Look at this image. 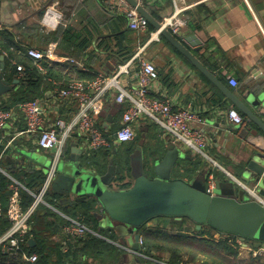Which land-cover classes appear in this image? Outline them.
<instances>
[{"label": "crops", "instance_id": "0c3cea01", "mask_svg": "<svg viewBox=\"0 0 264 264\" xmlns=\"http://www.w3.org/2000/svg\"><path fill=\"white\" fill-rule=\"evenodd\" d=\"M8 3H15L16 5H13V10L8 8L7 12H0L2 16L0 33L10 31L16 35V40L24 52L30 47L41 49V45H43L32 35L24 34L23 30L34 24H40L41 15L37 12L45 6L46 9L53 8L60 15V22L53 26L54 29L64 21L84 33V37L91 38L90 44L85 49L84 54H80V57L63 54L55 47L57 57H71L78 60L82 64V68L74 67L81 70L82 75L88 79L93 78L98 73L112 74L117 70V53L119 52L120 40L122 44L130 45L133 50H138L147 44L144 54L156 65L159 72L160 87L172 96L175 103L174 108L179 109L190 105L199 114L201 121H193L192 127L200 129L207 136L208 145L205 148L207 156L173 143L169 134L164 132L157 123L149 120H143L138 124L137 136L134 140L124 144L115 143L116 149L129 147L135 150L141 146L145 153L148 150L154 151L155 156L159 157L168 150L169 145L174 144L182 155L172 170L171 177L173 180L191 181L200 178L205 171L209 170L208 175L213 174L216 180L220 179L225 183L230 179L231 183L245 188L250 195L255 194L254 196L264 202L263 198L256 195V191L254 194L249 191L253 187L242 177V167L246 155L236 141L237 136L235 135V140L229 139V135L226 137L229 129L231 136H234V133L244 136L245 140H239L243 144H247L248 148L253 149L252 147L258 146L264 153V132L260 131V128L251 119L226 98L221 89L163 37L148 43L151 33L155 31L152 26L146 32L133 31L128 27L129 30L123 24L117 27L111 21L115 12L108 6L107 0H8ZM141 3H147L160 17L158 19L154 16L160 22H163L166 17L173 15L176 11L174 0H141ZM183 4L187 8L178 15L184 23L180 29L179 37L183 41V37L189 33L197 36L198 40L202 42L198 48L191 46L186 41L183 42L204 67L240 98H243L249 91L253 93L264 91V0H185ZM42 28L44 27L42 26ZM50 44L56 46V43L52 42L47 45ZM3 54L6 62L8 54L6 51H3ZM54 63L72 67L68 62L61 60ZM231 79L238 81L237 86L230 83ZM53 81L60 83L59 80L53 79ZM123 84L124 86L130 85L127 81H124ZM42 97L41 101L46 108L47 123L56 118L69 121L74 116L75 106L64 102L57 94L54 85L50 84ZM232 106L244 116V123L241 126H234L226 115V110ZM123 108L122 104L115 101L113 95H109L107 107L100 113L98 119L103 131H106L109 126L116 129ZM252 110L256 112L264 125V109L252 108ZM216 123L227 126V129L215 126ZM25 126V121L20 119L10 123L0 131V146L3 147L4 151V155H0V167L6 172V175L13 178H15L14 172H19L21 169H42L47 176L50 165L37 152V137H30L26 133H22ZM252 134L255 137L254 146L246 143L247 137ZM75 144L82 151L80 158L82 159L86 155L82 149L83 142L74 138L66 144L63 160L70 158L71 150ZM45 153L49 157L54 152ZM89 166L95 168V165ZM184 166L192 169L189 175L183 171ZM106 170L105 167L104 171ZM119 177L116 174L114 179L113 184L116 189L126 190L135 183L130 175L122 181ZM234 178L242 181L245 185L242 186ZM122 184L128 186L123 188ZM57 195L58 203L54 206L58 211L52 210L58 213L62 219H66L64 215H68L69 208L74 204L68 203L66 197ZM187 220L191 219L187 216L178 218L177 215H156L145 221L139 229L141 232L144 229L155 230L159 227L169 231L177 230L189 233L191 227ZM176 221H184L182 229L178 228ZM191 221L194 223L195 232L202 229H198L197 223ZM103 222L107 226L103 225ZM100 224L99 229H113L117 235L119 234V230L115 226H110L103 218L100 219ZM203 228L209 230L207 236L216 239H226L231 236L240 239L241 243L235 241L238 245L236 246L237 250L239 247L241 248L237 256H245L244 260H247L248 263L253 259H255L253 262L255 264H257L256 262L264 263V245L255 247L251 241L240 236L219 232L208 225H203ZM99 232L103 236L105 235L104 232L100 230ZM142 232L141 234H143ZM126 238L132 246L134 236L129 234V230L126 233ZM261 251L263 252L262 255H260ZM126 255L128 260L124 263L129 261L136 264H146L138 261L136 258L139 257L136 255L127 252ZM163 259L168 260L165 255Z\"/></svg>", "mask_w": 264, "mask_h": 264}, {"label": "built area", "instance_id": "2783aa9c", "mask_svg": "<svg viewBox=\"0 0 264 264\" xmlns=\"http://www.w3.org/2000/svg\"><path fill=\"white\" fill-rule=\"evenodd\" d=\"M139 1L141 2V0ZM174 1L176 4L175 13L166 17L162 23L179 36L184 23L178 15L187 7L183 4L185 0ZM107 2L115 13H122L126 16L128 27L131 30L137 32L149 30L150 23L148 20L125 0H107ZM49 15L54 17L51 21L55 20L52 25L56 26L60 22V15L53 8H48L44 15L45 22L46 19H49ZM159 39L158 31L155 30L151 33L148 43L151 40ZM146 45L141 46L127 62L119 64L117 70L112 74L98 73L92 79H81L75 75L64 87H60L59 83L54 81V88L57 90L59 97L76 108L74 116L69 121L56 118L54 121L47 123L46 108L39 99L20 102L17 109H6L3 107V100H5L6 95L0 96V131L10 123L23 119L26 126L22 133H26L30 137L36 136V143L39 148L47 151L54 150L46 180L38 193H32L35 201L27 210H24L21 206L19 192V188L22 187L21 183L8 175L13 181L11 186L12 196L7 209V217L11 222V226L0 236V249L3 252L11 254L20 262H37V254H27L20 249L19 244L24 241L25 235L29 232L30 218L39 204H44L58 211L54 205L45 199V195L50 191L52 177L58 163L64 158L65 147L69 140L80 139L83 142V152L89 156L103 148L110 147L111 139L118 144L131 142L137 136L138 124L143 120H149L157 123L164 132L169 134L173 143L207 156L205 152L208 145L207 136L200 129L192 127L193 121H201L199 114L190 105L179 109L174 108V99L166 90H162V87H160L159 72L156 65L147 59L144 54ZM55 47L54 44H50L44 50L30 47L25 50V53L33 59L37 68L43 72L45 70L42 62L46 60L50 62L61 60L77 68H82V64L74 58L57 57ZM11 61L15 63L14 60ZM17 70L19 76L22 77L25 72V65L22 63L17 64ZM124 81H127L130 85L124 86ZM230 83L237 86L238 81L231 79ZM109 95H113L115 101L122 104L124 108L116 129L109 126L106 131H103L98 119L100 113L107 107ZM226 115L234 126H241L244 123V116L234 106L226 110ZM0 171L6 173L1 167ZM234 180L242 186L245 185L236 178ZM207 183L208 192L211 193L216 184V178L213 174L208 175ZM249 191L255 193L254 189ZM97 207L103 213L104 210L100 203H97ZM64 216L66 224L62 228L63 251H67L69 243L74 242L77 237L93 233L95 236L119 246L127 253L148 260L151 259L155 263L170 264L167 260H157L140 251L145 241L143 235H140L138 241L140 245L138 251L132 246L120 244L118 241L105 237L99 232L90 230L78 218L69 215ZM236 241L241 243L238 238ZM262 254L261 251L260 255ZM11 262L9 261V263Z\"/></svg>", "mask_w": 264, "mask_h": 264}, {"label": "water", "instance_id": "95a60500", "mask_svg": "<svg viewBox=\"0 0 264 264\" xmlns=\"http://www.w3.org/2000/svg\"><path fill=\"white\" fill-rule=\"evenodd\" d=\"M135 8L150 25L158 31L159 37H163L190 63L203 72L219 89L226 98L231 101L242 113L251 119L264 132V125L259 120L252 108L264 109V91L259 93L248 92L243 98L226 88L222 82L215 78L196 56L185 46L183 41L198 48L201 41L194 34H187L182 39L158 21L152 13L146 9L139 0H125ZM7 5V7L3 6ZM14 4L8 0H0V12H7L8 8L14 9ZM3 6V7H2ZM47 7L38 10L43 15ZM0 19L2 16L0 15ZM5 55H0V95L11 92L15 85L20 82L15 78L12 82L5 79ZM210 122V121H208ZM219 128L227 129V126L219 125ZM229 139L235 140L246 160L242 167V177L256 191V195L264 199V153L260 147L248 148L239 139L245 140L244 136L234 133ZM255 137L252 134L247 137L246 143L254 146ZM118 144L117 142H115ZM81 149L75 144L71 150V156L67 160L59 162L52 177L50 191L66 197L68 203L76 204L86 199H94L96 203L103 205L105 212L100 216L110 226L120 225L128 228L129 234L134 236L132 247L140 250L139 238L140 227L150 217L158 215H177L178 218L187 216L197 223V228L208 225L219 232H227L240 236L253 243L255 247L264 245V202L243 187L231 183L228 179L223 183L216 180L211 193L208 192L207 175L204 172L200 178L191 181L173 180L172 170L181 157V153L174 144L169 145L168 150L159 157L147 156L141 146L135 148L129 154V163L124 167L110 159L104 169L93 168L86 165L80 158ZM32 156V155H31ZM130 176L135 183L126 190L116 189L114 179L118 176ZM49 171V168H48ZM47 171V174H48ZM35 245V240H29ZM128 257V256H126Z\"/></svg>", "mask_w": 264, "mask_h": 264}, {"label": "trees", "instance_id": "16d2710c", "mask_svg": "<svg viewBox=\"0 0 264 264\" xmlns=\"http://www.w3.org/2000/svg\"><path fill=\"white\" fill-rule=\"evenodd\" d=\"M143 6L148 9L153 16L160 19L153 9L147 3ZM111 21L119 27L123 24L127 29L128 20L124 14L115 13ZM127 24V25H126ZM150 28L151 25H150ZM119 29V28H118ZM130 30V29H129ZM134 31V30H133ZM23 33L32 36H40L42 41L41 49L44 50L48 43H56L57 49L63 53L74 57H80L84 54L85 49L91 42V38L84 37V33L78 31L75 27L65 23H60L54 30H45L39 24L23 30ZM165 40V39H164ZM6 51L4 76L9 82L15 78H19L20 82L15 85V88L6 95L3 100V107L6 109H17L20 102L25 100H33L43 98L48 86L54 85V80H59V86H67L69 80L75 75L81 79H88L82 75L81 70L74 66L66 67L58 63L43 61L42 66L45 72L37 68L31 59L24 51L21 50V45L16 40V35L10 31L0 33V55ZM136 49H132L130 45L122 44L120 40L119 52L117 53L118 65L127 62L135 53ZM14 60L15 63H12ZM25 65V72L22 77L19 76L17 64ZM92 79V78H89ZM53 81V82H52ZM123 111V110H122ZM115 141L111 139V146L106 149H101L92 155H84L82 160L89 165H95L99 169H104L110 159H114L116 164L129 163V154L134 151V148L116 149ZM67 153V152H66ZM147 156L155 155L154 151H146ZM0 155H4L3 147L0 146ZM123 165V170H125ZM185 173L189 175L191 168L184 166ZM128 174L119 177L120 181L130 175ZM217 175V174H216ZM13 176L21 183L19 188L21 197V206L27 210L35 201L32 193H38L46 180V172L42 169H21L19 172H14ZM180 178V177H178ZM12 179L4 172L0 171V236L4 234L11 226V222L7 217V209L12 196ZM127 184H122V187H127ZM45 199L52 205H56L58 195L48 192ZM103 213L97 207L94 199H86L71 206L68 210V215L73 218H78L83 221L92 231L104 232L106 237L117 240V234L113 229L103 230L100 228V219ZM184 221H176L179 229H182ZM66 224V219L54 212L51 208L44 204H39L30 218V230L25 235L24 241L20 242L19 247L27 254L35 253L38 256L36 263L20 262L14 256L0 249V264H91L90 261H95L94 264H121L128 260L126 251L119 246H116L105 239L95 236L93 233H87L83 237H77L74 242L69 243L67 251H63L62 246V228ZM143 231V232H142ZM140 234L144 236L145 241L141 247V252L147 256L163 260L164 255L168 258L170 264H230V261L236 262L238 255L236 237L226 239H216L214 237H203L208 235L207 229H202L198 235H190L181 231H169L165 228H157L155 230L144 229ZM100 233V232H99ZM101 234V233H100ZM102 235V234H101ZM104 235V236H105ZM35 240V245H31L29 240ZM199 245V246H198ZM198 250V253L203 256L211 257L210 262H191L185 260L183 250ZM138 261L146 264H153L152 261L143 259L138 256ZM127 258V259H126ZM91 259V260H90ZM9 261H12L9 263ZM187 262V263H186ZM257 264H264L256 262ZM159 264V263H155ZM248 264H255L249 262Z\"/></svg>", "mask_w": 264, "mask_h": 264}, {"label": "rangeland", "instance_id": "374dc122", "mask_svg": "<svg viewBox=\"0 0 264 264\" xmlns=\"http://www.w3.org/2000/svg\"><path fill=\"white\" fill-rule=\"evenodd\" d=\"M44 15L45 14H43V15H41V17H40V20H41V22H40V24L39 25H42L43 27H44V29L46 28V29H49V30H54V27L53 26H51V25H49L47 22H45V20H44ZM45 29V30H46ZM33 37H35L36 38V40H39V41H41L40 40V36H33ZM42 42V41H41ZM37 152L39 153V155L40 156H42V158H44L46 161H47V163H48V165H50V162H51V160H52V157H53V153L48 157V156H46V153L45 152H49V151H47V150H43V149H41V148H39L38 147V149H37ZM51 152H54V150H52ZM64 158H62L61 160H60V163H61V161L63 160ZM128 174V173H127ZM187 223L189 224V226L191 227L190 228V231H189V233H187V234H190V235H192V234H194V235H198V233L197 232H195V230H194V223L191 221V220H187ZM103 225H106V223L105 222H103ZM107 226V225H106ZM115 227L119 230V234L117 235V239H118V241L121 243V244H125V245H128V246H131V244H130V242H128V240H127V238H126V233H127V231H128V228H121V226L120 225H115ZM199 237H201L200 235H198ZM204 237H208V238H210V236H204ZM199 246V245H198ZM239 250H241V248L239 247L238 248V251ZM184 251V258H185V260H187V261H190L191 260V262H204V261H206V262H210V263H212V260H211V257H208V256H203L202 254H200V253H198V250H195L194 249V251L191 249L190 251L189 250H183ZM141 258V257H140ZM152 258H154V257H152ZM246 257L245 256H242V255H240V256H237V258H236V262H234V261H230L229 263L230 264H248V261L247 260H244ZM143 259H146V258H143ZM156 259V258H155ZM151 260V259H150ZM157 260H159V259H157ZM254 260L255 259H253V261H251L252 263L254 262ZM152 261V260H151ZM94 260L92 261V263L91 264H94ZM153 264H155L154 263V261L152 262ZM187 263V262H186ZM123 264H136V263H132V262H127V263H123ZM213 264V263H212Z\"/></svg>", "mask_w": 264, "mask_h": 264}, {"label": "bare ground", "instance_id": "6f19581e", "mask_svg": "<svg viewBox=\"0 0 264 264\" xmlns=\"http://www.w3.org/2000/svg\"><path fill=\"white\" fill-rule=\"evenodd\" d=\"M52 18H54L53 16H51V15H49V19H46V22L48 23V24H53V22H55V20L54 21H51V19ZM53 26V25H52Z\"/></svg>", "mask_w": 264, "mask_h": 264}, {"label": "flooded vegetation", "instance_id": "af4514ba", "mask_svg": "<svg viewBox=\"0 0 264 264\" xmlns=\"http://www.w3.org/2000/svg\"><path fill=\"white\" fill-rule=\"evenodd\" d=\"M129 159V158H128Z\"/></svg>", "mask_w": 264, "mask_h": 264}]
</instances>
